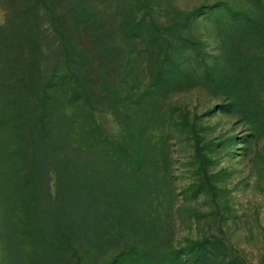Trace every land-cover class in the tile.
<instances>
[{
  "label": "rangeland",
  "instance_id": "rangeland-1",
  "mask_svg": "<svg viewBox=\"0 0 264 264\" xmlns=\"http://www.w3.org/2000/svg\"><path fill=\"white\" fill-rule=\"evenodd\" d=\"M101 5L114 79L99 80L94 117L61 100V159L50 152L37 195L7 109L22 100L0 89V264H264V0Z\"/></svg>",
  "mask_w": 264,
  "mask_h": 264
},
{
  "label": "trees",
  "instance_id": "trees-1",
  "mask_svg": "<svg viewBox=\"0 0 264 264\" xmlns=\"http://www.w3.org/2000/svg\"><path fill=\"white\" fill-rule=\"evenodd\" d=\"M102 1L80 0L74 10L63 7L64 0H6L4 4L7 20L0 26V89L9 99L22 100L13 101V108L8 105L7 109L15 118L13 126L16 120L21 123L14 129L21 132L23 148L19 173L36 195L50 152L56 160L61 159L57 147L52 148L58 143L56 134L64 114L61 100H67L73 118L85 112L94 117L99 80L114 79L111 71L104 69L100 53L106 26ZM33 113L39 116L37 120L28 119ZM81 125L72 121L70 127ZM50 174L51 169L45 178L49 180ZM47 187L52 201L48 181ZM76 198L72 193L67 213L72 225L67 240L75 254L84 239L80 236L83 212Z\"/></svg>",
  "mask_w": 264,
  "mask_h": 264
}]
</instances>
